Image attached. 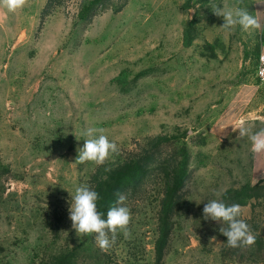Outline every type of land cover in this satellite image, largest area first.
<instances>
[{"label": "rangeland", "instance_id": "obj_1", "mask_svg": "<svg viewBox=\"0 0 264 264\" xmlns=\"http://www.w3.org/2000/svg\"><path fill=\"white\" fill-rule=\"evenodd\" d=\"M234 6L253 13L251 0L0 4V264H264V155L230 113L255 86L261 32L223 29L213 11ZM248 119L264 129L254 111ZM97 127L118 150L82 163L85 132ZM81 184L104 218L130 210L127 237L118 230L107 250L72 228ZM212 199L241 206L254 244H226L225 225L203 217Z\"/></svg>", "mask_w": 264, "mask_h": 264}, {"label": "clouds", "instance_id": "obj_2", "mask_svg": "<svg viewBox=\"0 0 264 264\" xmlns=\"http://www.w3.org/2000/svg\"><path fill=\"white\" fill-rule=\"evenodd\" d=\"M25 0H0V4L7 7L9 11L22 8ZM215 15L223 18L222 28L231 31L239 27L242 31L264 32V20L259 14L249 13L247 8L234 6L232 8L216 7ZM264 11H257L260 13ZM233 131L239 130V136H247L251 144L253 154L264 153V129L252 132L250 127L240 121ZM105 129L88 128L85 135L84 145L79 149L78 160L80 162L91 161L96 164H103L110 155L117 152V144L110 141L104 134ZM264 180V173L255 179ZM98 193L87 184H81L75 188L71 196L72 203L69 209V219L72 228L76 233L88 235L95 234V243L101 250H107L114 242L118 230L124 232L127 237V225L130 221V210L125 206H113L109 208L104 218L97 210ZM125 196L117 195L116 204H123ZM241 206L239 204H226L222 200H209L203 207V217L225 225L220 229L221 234L227 238L226 244L232 248L250 246L254 244L255 238L252 235L247 223L240 219ZM109 233L113 239L110 241Z\"/></svg>", "mask_w": 264, "mask_h": 264}, {"label": "crops", "instance_id": "obj_3", "mask_svg": "<svg viewBox=\"0 0 264 264\" xmlns=\"http://www.w3.org/2000/svg\"><path fill=\"white\" fill-rule=\"evenodd\" d=\"M251 3H252L253 14H259L261 16V19L264 20V12L255 13L257 11H264V0H251ZM258 51H259V54L264 55V32H261V38L259 42ZM254 82H255V86L252 87L253 89L247 88V89L240 90V92H242V95H240V98H241V102L243 103H241L239 107L232 106L230 108V113L235 116L239 114L241 121H245V125H246L247 120H249L248 117L250 115V112L254 111L255 117L257 118V124H261L264 126V94L258 89L256 85L255 75H254ZM235 94L237 95L238 93H235ZM249 100L257 101L256 108L253 110L249 108L247 110V107H245L242 110V108L244 107V103L247 102L248 104ZM262 154L264 155V153Z\"/></svg>", "mask_w": 264, "mask_h": 264}, {"label": "trees", "instance_id": "obj_4", "mask_svg": "<svg viewBox=\"0 0 264 264\" xmlns=\"http://www.w3.org/2000/svg\"><path fill=\"white\" fill-rule=\"evenodd\" d=\"M186 166H187V163H186V160H185L184 163L182 164V167L180 168V171L178 172L177 176L172 180L171 185L166 187L165 196L168 198V200L166 202L165 209L161 213V217L159 216V222H160L161 225L164 224L165 220L169 216V201H170V198L173 195H175L182 187V184L184 182V177H185L184 174H185ZM160 238H161V240L164 239L163 228L161 229V232L159 233V239Z\"/></svg>", "mask_w": 264, "mask_h": 264}, {"label": "built area", "instance_id": "obj_5", "mask_svg": "<svg viewBox=\"0 0 264 264\" xmlns=\"http://www.w3.org/2000/svg\"><path fill=\"white\" fill-rule=\"evenodd\" d=\"M255 80L258 89L264 94V55L259 54L255 69Z\"/></svg>", "mask_w": 264, "mask_h": 264}]
</instances>
